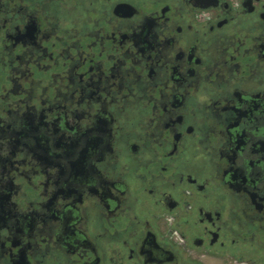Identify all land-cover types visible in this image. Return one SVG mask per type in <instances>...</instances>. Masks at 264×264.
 I'll return each instance as SVG.
<instances>
[{
	"label": "flooded vegetation",
	"instance_id": "af4514ba",
	"mask_svg": "<svg viewBox=\"0 0 264 264\" xmlns=\"http://www.w3.org/2000/svg\"><path fill=\"white\" fill-rule=\"evenodd\" d=\"M0 264H264V0H0Z\"/></svg>",
	"mask_w": 264,
	"mask_h": 264
}]
</instances>
